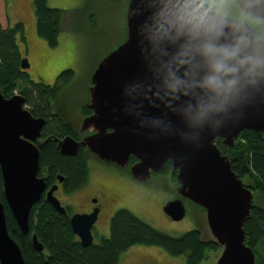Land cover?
<instances>
[{"label":"water","instance_id":"obj_1","mask_svg":"<svg viewBox=\"0 0 264 264\" xmlns=\"http://www.w3.org/2000/svg\"><path fill=\"white\" fill-rule=\"evenodd\" d=\"M183 2L128 0L125 39L97 64L90 77L87 107L93 113L81 119V138L76 141L65 136L57 140L56 148L63 156H75L80 148L86 149L102 162L128 167L132 178L140 183H148L152 173L169 162L171 172L176 173L173 185L179 198L166 202L163 213L172 221H180L186 214L183 201L190 202L202 212L200 224L205 227L195 228L200 242L220 247L217 257L206 250L200 264H257L255 253L244 242L243 230L251 210L260 207L256 193L246 179L232 171L229 155L222 154L215 141L219 139L230 150L244 130L258 133L264 140V75L253 83L238 82L219 110L196 119L195 111L187 110V105H195V97L203 90L193 88L185 96L181 94L184 88L173 93L168 87L172 82L169 72L186 82L190 79L184 75L190 70L189 64L179 65L180 60H189V55H177L186 37L181 35L173 41L157 32L163 25L168 29L167 37L176 36V28H170L165 20L175 24V14ZM248 4L252 7L245 8ZM234 5L264 17V0H235ZM244 29L247 25L233 34L226 28L222 42L230 41L233 35H258ZM257 47L264 56V38L258 45L254 42L252 48ZM190 55L192 64L201 62L197 53ZM20 67L28 69V60H21ZM194 71L196 80L204 74L203 67ZM45 123V119L31 115L24 97L14 94L5 98L0 92L2 196L22 235L29 233L30 210L42 194L56 212L65 213L53 195L56 185L46 191L45 177L38 176L39 150L55 140L48 137L38 143ZM130 156L136 162L129 166ZM57 179L63 181L62 177ZM96 218L97 210L70 217L71 231L84 248L92 244ZM31 245L35 251H43L34 234ZM0 264H25L19 246L8 234L1 200Z\"/></svg>","mask_w":264,"mask_h":264},{"label":"trees","instance_id":"obj_2","mask_svg":"<svg viewBox=\"0 0 264 264\" xmlns=\"http://www.w3.org/2000/svg\"><path fill=\"white\" fill-rule=\"evenodd\" d=\"M32 4L37 35L47 41L51 47L56 46L63 11L50 8L47 0H32ZM18 38L24 40L22 22H16L6 28L0 25L1 93L5 98L14 94L24 97L25 106L29 107L27 109L31 115L47 121L48 128L45 127L47 133H52L54 136L69 135L74 138L70 129L62 127L50 113L52 102L72 80L73 70L61 72L56 78L57 83L55 82L51 87L46 86L42 81L35 83L20 67ZM86 112L88 110L85 108L83 113ZM49 129L52 131H48ZM215 143L222 154L229 155L232 171L238 178L246 179L249 188L259 194L263 201L264 140L262 136L244 130L230 150L219 139H216ZM39 160L40 174L46 176L48 184L54 182L57 175L64 177L67 192L86 184L89 170L86 154L82 150L75 156H63L56 149L55 143H49L40 150ZM129 162L133 164L136 159L131 156ZM164 168L170 172V163L167 162ZM2 186L0 174V200L4 204L7 231L19 246L25 264H117L123 252L137 245L159 247L172 257L185 256L184 264H200L206 250L216 249L213 244H202L195 230L178 237L170 236L153 228L126 209L117 210L113 214L109 222L108 237H101L97 244L84 248L71 231L70 210L67 215L59 214L43 198L32 206L29 214V233L22 235L6 206L2 196ZM243 230L244 242L255 253L257 264H264V255L258 251L264 243V206L254 207L251 210ZM33 234L43 246L42 252L33 249L31 245Z\"/></svg>","mask_w":264,"mask_h":264},{"label":"rangeland","instance_id":"obj_3","mask_svg":"<svg viewBox=\"0 0 264 264\" xmlns=\"http://www.w3.org/2000/svg\"><path fill=\"white\" fill-rule=\"evenodd\" d=\"M127 4L128 0H47L50 8L63 11L57 45L51 47L37 35L32 0H0L1 27L6 28L18 21L23 23L24 40L18 38V47L22 58L30 64L27 73L33 81L51 85L57 83L56 78L61 72L73 70V78L61 90L55 106L78 128L82 119L79 109L88 100L92 72L125 39ZM224 10L231 16L239 14L234 4H227ZM86 159L89 173L84 187L72 192L70 196L64 193L57 194V197L62 205L70 208L71 213H77L86 207L88 197L100 186L105 184L109 188L105 202L108 205L104 206L100 221L93 227L95 243L100 237L109 236L111 214L120 209L130 211L170 236L178 237L195 230L197 226L200 229L205 227L204 223L200 224L201 210L190 202L183 201L186 214L180 221L169 220L163 213L161 207L166 202L179 198L167 177L140 183L132 178L128 167L118 170L90 153ZM256 200L260 207L264 206V200L257 193ZM262 247L264 243L257 249L264 255ZM219 248L216 246L215 250L209 249L208 252H211L212 257H217ZM138 260L147 264H184L185 256L172 257L159 247L137 245L123 252L117 264H136Z\"/></svg>","mask_w":264,"mask_h":264},{"label":"clouds","instance_id":"obj_4","mask_svg":"<svg viewBox=\"0 0 264 264\" xmlns=\"http://www.w3.org/2000/svg\"><path fill=\"white\" fill-rule=\"evenodd\" d=\"M227 4H235V0H184L175 14V24L165 20L170 28H176V36L167 37L168 29H164L163 25L157 28L161 37L173 41L181 35L186 37L179 45L177 55H189V60H180L179 65L189 64L190 70L184 75L190 79L186 82L169 72L172 82L168 87L173 93L184 88L181 94L185 96L193 88L203 90L201 96L195 97V105H187V110L195 111L196 119L203 118L209 111L219 110L238 82L253 83L256 77L264 75L261 71L264 69V56L258 47L252 48L254 42L258 45L264 38V17L240 9L238 5L239 14L231 16L224 10ZM250 7L251 4L245 5V8ZM229 20L236 23L229 24ZM244 25H247L244 31L254 30L258 35L254 38L233 35L230 41L222 42L226 37V28L234 34L241 31ZM190 53H197L201 62L192 64ZM198 67H203L204 74L196 80L194 70Z\"/></svg>","mask_w":264,"mask_h":264},{"label":"flooded vegetation","instance_id":"obj_5","mask_svg":"<svg viewBox=\"0 0 264 264\" xmlns=\"http://www.w3.org/2000/svg\"><path fill=\"white\" fill-rule=\"evenodd\" d=\"M18 22H21V21H18ZM20 48V47H19ZM19 52H20V55H21V60H23V58H22V53H21V51L19 50ZM25 59V58H24ZM28 64H29V62H28ZM29 66H30V64H29ZM29 69V68H28ZM28 69H22L23 71H25V72H28L27 70ZM29 75V74H28ZM35 82V81H34ZM38 82H41V81H38ZM43 82V81H42ZM35 83H37V82H35ZM46 84V83H45ZM53 84H46V86H52ZM66 87V86H65ZM64 87V88H65ZM1 92V91H0ZM62 92V91H61ZM61 92H60V94L59 95H61ZM59 95L57 96V98H56V100L55 101H53L52 102V105H51V116H53V117H55V121H57L59 124H61L62 125V127H64V128H69L70 129V132L74 135V138L72 137V136H70L71 138H73L74 140H76V141H79L80 140V131H79V128L78 127H76V125H74L73 124V122L72 121H69L68 119H67V117L64 115V112L63 111H61L58 107H56L55 105L58 103V100H59ZM8 98V97H7ZM87 103H88V100L86 101V103L84 104H82L81 106H80V109H79V116H80V119L81 118H84V117H88V116H90V115H92V110L91 109H89L88 107H87ZM85 108L88 110V112H86V113H83V111L85 110ZM50 119H51V117H50ZM46 121V120H45ZM47 126V121H46V123H45V125L43 126V128L41 129V132H40V137L38 138V143H43L44 142V140L46 139V138H48V137H53L54 135L52 134V133H47V131H45V127ZM46 128H48V127H46ZM76 128V129H75ZM51 129H49L48 131H50ZM52 131V130H51ZM66 136H69V135H66ZM56 139L54 140V141H48L47 143H44L43 145H42V148L40 149V150H42L47 144H49V143H55V147L57 146V140L58 139H61L62 137H65V136H60V135H58V136H54ZM57 149V148H56ZM40 150H39V156H40ZM80 150H82V152H84L85 154H86V157H87V154L89 153L86 149H83V148H80L79 149V151ZM78 151V152H79ZM91 154V153H90ZM92 155V154H91ZM131 157V156H130ZM135 158V157H134ZM136 159V158H135ZM129 161H130V158H129ZM88 164V163H87ZM109 164V163H108ZM109 165H112V164H109ZM130 165H132V164H130V162H129V166ZM112 166H114V167H116L118 170L119 169H121V170H123L121 167H117V166H115V165H112ZM165 166V165H164ZM88 170H89V168H88ZM38 176H40V177H45V182H46V176L43 174V175H41L40 174V170H39V174H38ZM62 177V179H63V181L62 182H59L58 181V179H57V177ZM158 177V178H157ZM161 177H167L168 178V181H169V183L170 184H174L175 183V177H176V173L174 172V173H172L171 172V168H170V172H168L164 167L162 168V170L161 171H159V172H153L152 173V178H151V181H153V180H155L156 178L157 179H160ZM46 184H47V187H46V191L49 189V188H51V187H53V186H55L56 185V187H57V189L54 191V193H53V195L56 197V199L59 201V198L57 197V194H67V196H70V195H72V192H74V191H77V190H79V189H75V190H73V191H69V192H67V187H66V183H65V179H64V177L63 176H61V175H57L56 177H55V180H54V182H51V183H47L46 182ZM109 186V185H108ZM84 187V186H83ZM81 189V188H80ZM63 192V193H62ZM109 192H110V190H109V188L105 185V184H103L102 186H100L99 187V189L98 190H96L94 193H93V195H90L89 197H88V199H87V205H86V207L85 208H83V209H81L80 211H78L77 213H70L69 214V221H70V217L73 215V214H91L94 210H97V218H96V221H95V223H94V225L97 223V222H99L100 221V215H101V211L104 209V206H106V205H108V203L106 204L105 202L107 201V196H106V194L108 195L109 194ZM41 198H43L44 200H45V197H44V194H42V196H41ZM40 198V199H41ZM175 199H177V198H175ZM175 199H173V200H175ZM46 201V200H45ZM47 202V201H46ZM60 202V205L65 209V213L64 214H62V215H67V213H68V211L70 210V208L68 207V206H64V205H62L61 204V201H59ZM50 205V204H49ZM51 206V205H50ZM164 206V205H163ZM162 208V207H161ZM162 210V209H161ZM70 212H71V210H70ZM115 213V212H114ZM113 213V214H114ZM60 214V213H59ZM113 214H111L112 216H113ZM112 216H111V218H112ZM110 218V219H111ZM170 220V219H169ZM110 222V221H109ZM94 225H93V227H94ZM93 227H92V229H91V235H92V244H97L99 241H100V239H99V241L98 242H96L95 243V237H94V235H93V232H94V229H93ZM76 238L78 239V241H79V238L76 236ZM101 238V237H100ZM79 243H80V241H79ZM91 244V245H92ZM136 264H147V263H145L144 261H141L140 262V260H138V262L136 263Z\"/></svg>","mask_w":264,"mask_h":264}]
</instances>
